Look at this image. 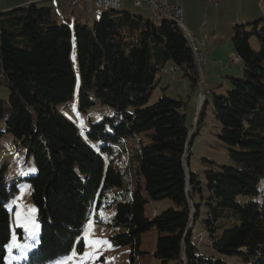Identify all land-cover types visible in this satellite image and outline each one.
<instances>
[{
    "label": "trees",
    "instance_id": "trees-1",
    "mask_svg": "<svg viewBox=\"0 0 264 264\" xmlns=\"http://www.w3.org/2000/svg\"><path fill=\"white\" fill-rule=\"evenodd\" d=\"M74 21V28L70 16L60 22L45 0L0 11V71L10 90L8 105L0 99V119L5 118L0 140L12 134L36 166L24 179L32 188L40 231L33 238L15 226L18 238L33 244L19 264H49L74 249L82 252L89 220L111 227L109 241L129 245L132 258L142 252V233L155 227L153 252L161 264H229L198 250L194 226L203 203L208 215L201 235L210 237L214 249L236 256V264H264V19L232 27L231 41L245 75L227 76L233 87L226 93L214 91L211 108L221 127L218 138L229 146L234 164L205 171L210 196L202 202L195 200L202 181L190 170L189 157L208 99L200 106L190 144L184 100L165 95L164 87L163 95L150 101L170 64L192 87L199 86L195 52L182 28L174 21L156 22L121 9L104 10L93 24ZM72 33L81 81L79 108L99 103L118 116L89 123L88 138L101 143L100 151L62 113L73 104L77 83ZM253 36L258 50L251 44ZM148 130L149 144L129 156L122 150L128 159L123 170L111 153L120 152L119 143L128 135ZM6 166H0V264H8V205L18 190L8 184ZM164 198L174 206L147 217L148 199ZM106 208L114 209L109 218L102 215ZM230 208L237 223L216 234L218 220Z\"/></svg>",
    "mask_w": 264,
    "mask_h": 264
},
{
    "label": "rangeland",
    "instance_id": "rangeland-1",
    "mask_svg": "<svg viewBox=\"0 0 264 264\" xmlns=\"http://www.w3.org/2000/svg\"><path fill=\"white\" fill-rule=\"evenodd\" d=\"M123 1H126L128 8H125L123 5ZM121 10H127L136 15H142L146 18H150L151 14L143 7L134 6V0H123ZM50 1H47L49 3ZM69 0H63L62 5H60V9H57L55 14L59 17L60 22L63 21V18H68L71 13H75L79 15V11L81 10H73V8L68 7ZM145 4V3H143ZM17 7V6H15ZM11 8H14L11 7ZM85 14L89 17L87 21L90 24H93L97 19L100 18L101 14L104 12L103 9L94 8V10L89 14L84 11ZM76 22L71 20V26L74 28ZM187 25V24H186ZM187 30L192 31L191 29ZM72 42H73V50L71 54V58L73 60V67L75 73L77 75V83L74 91L73 96V104H70L69 109H65L62 111L64 115L71 120L74 121V124L77 125L79 128L81 138L90 146L94 147L96 150H101V143L94 141L88 138V128L90 126L89 123L102 121L105 118H113L115 120L118 119L115 111L113 108L109 106H103L99 103L82 110L79 108L78 105V89L81 83L80 75H79V66L77 60V45H76V37L75 34L72 33ZM256 38L253 36L251 38V44L255 49H259V44ZM199 44V43H198ZM199 46V45H198ZM236 56V54H235ZM222 58L225 59L226 64H230L232 66L227 67L232 69L234 66H238L240 68V74L237 77L241 79L245 75V66L244 62H232L231 55L228 54L226 50H224L222 54ZM204 70L205 74L207 75L206 78L211 83L208 84L210 92L205 93L201 89L200 86L192 87L190 81L188 79L185 80L187 82V87L184 86L183 80H178L182 75V71H178L177 75H168L161 73L162 75V82L158 86L155 87L153 90L152 96L150 101L155 102L161 95H163V85L169 83V89L165 91V95L171 96L176 99H183L186 103V107L183 108V111L186 113V124L191 129L190 133L194 132L197 125V119L200 114V107L201 100H202V93L205 94V98L208 99L209 104L207 107V114L205 116L204 123L200 126L198 134L195 136L193 145L191 148V153L189 157V168L191 171L197 173L200 176L202 181V192L197 191L195 193V200L198 202H202V199L207 200L208 196H210V191L207 188V180H206V172L207 170L216 169L219 165H233V161L228 158V151L229 146L225 143L221 142L218 138L219 131L221 130L220 124L218 120L215 119L214 114L212 112V100H213V92H221L226 93L230 90L233 85L231 82L221 75H226L228 72L226 71H219L216 67L208 68L207 65L204 63ZM234 70V69H233ZM176 74V73H175ZM4 73L0 71V99L4 100L7 103L9 101L10 90L8 86L4 84ZM184 79V78H183ZM219 79V80H218ZM208 81V82H209ZM221 81L224 84L220 83ZM207 82V81H206ZM62 107V106H60ZM116 116V118H114ZM107 122V121H106ZM109 121L107 122V124ZM5 118L0 119V130H4L5 128ZM151 130L142 131L136 133L134 135H128L126 138L122 139L120 144V152L111 153V157L114 162L119 164V166L125 170L127 168V156L124 155L122 150L127 151V155L129 156L131 151H138L140 150L141 146L147 145L151 142ZM120 153V155H118ZM106 162L105 166L108 165V159L105 157ZM7 164V171H6V180L8 184L14 183L18 190L15 191L16 194L11 198L10 204L8 205L9 212H10V220L12 226V234L11 240L8 244H6L7 249V263L8 264H19L22 260V256L25 253V249L23 247L18 248L16 247L17 244L21 246H30L26 249V256L29 254V250L33 247L31 242L21 241L15 230V226H22L27 225L30 222L38 225L36 229V237L40 231V226L37 221L36 217V207L32 200V188L30 184L24 179L25 176L34 173L35 171V161L32 155L28 156L26 153V149L21 145L19 140H15V138L10 133H5L0 140V166ZM34 169V171H33ZM206 171V172H205ZM149 201L145 205V214L147 217L152 218L154 215L161 213V211L166 210L169 207L174 206V203L168 199H160V200H153L148 199ZM238 200H246L245 197H238ZM201 216L197 220L194 231L197 234V242L200 252L207 256H213L215 258H220L229 264H236L238 262V258L236 256L226 255L218 252L214 249L213 245L211 244L210 237L206 235H201V232L205 229L203 219L207 218L208 215V208L206 204H202L201 207ZM114 212L113 208H106L102 210V215L105 218H109L112 216ZM237 218L233 213V209H226V214L222 218H220L217 222V233L221 234L225 228L234 226L237 223ZM23 227V226H22ZM26 231L30 235H32V229L30 227H24ZM83 242H85V247L82 252L77 251L74 249L71 253L67 254L63 258H71L72 253H76L75 260L76 261H83L84 264H161V260L154 255V250L156 248V242L158 237V231L155 227L144 231L141 235L142 242L140 244V249L142 252L136 253L134 258L131 257V248L129 245H120L115 246L109 241V235L112 232L111 227L107 224L96 223L93 220H89L85 227L83 228ZM33 237V236H32ZM89 241H104L106 243L99 244V245H92L89 244ZM89 253L91 254V258L86 257L84 254ZM62 259V258H61ZM57 259L49 264H55ZM166 264H176L175 260H169Z\"/></svg>",
    "mask_w": 264,
    "mask_h": 264
},
{
    "label": "crops",
    "instance_id": "crops-1",
    "mask_svg": "<svg viewBox=\"0 0 264 264\" xmlns=\"http://www.w3.org/2000/svg\"><path fill=\"white\" fill-rule=\"evenodd\" d=\"M32 1L41 0H0V11ZM45 1H50L49 4L53 7L54 12L56 11V7L57 9L61 8L60 5L63 2V0ZM169 2L182 7L187 27L194 32L199 43V50L205 55V65L208 68L213 66L219 71L228 72L226 75H221L220 79L223 77L227 78L229 75L238 76L240 74V68L238 66H234L232 69L227 68L232 65L225 63L226 58L223 59L222 54L226 50L231 55L232 62H240L233 61L236 52L231 41L234 33V28L232 27L235 24L264 19V0H219L217 4L209 3V0H169ZM66 3L70 8L69 2ZM123 3H125L123 6L128 8L126 1H123ZM134 6L136 5L134 4ZM137 7H143L150 13L146 4ZM79 12V15L78 13L76 15V19L90 23L87 21L89 17L85 14L84 10ZM170 66H174V64H170ZM178 71L181 70L177 68L176 74L170 72L163 73L175 76L178 74ZM180 76L177 79L183 80L184 86L187 87V82H185L187 78L185 79L183 77V73ZM205 77H207L206 74ZM207 79L205 81L210 84L211 82ZM160 82H162V75L158 83L161 84ZM220 83L224 84L223 81ZM162 87H165V91H167L169 89V83Z\"/></svg>",
    "mask_w": 264,
    "mask_h": 264
},
{
    "label": "built area",
    "instance_id": "built-area-1",
    "mask_svg": "<svg viewBox=\"0 0 264 264\" xmlns=\"http://www.w3.org/2000/svg\"><path fill=\"white\" fill-rule=\"evenodd\" d=\"M123 0H69V4L73 10H84L91 13L94 8H100L106 11L119 10L122 7ZM219 0H209V3L217 4ZM145 3L150 11L151 19L156 22L170 20L176 22L183 30L188 43L195 52L196 61L199 67V86L205 93H209V86L207 84L204 70L205 55L201 53L198 47V41L193 31L187 30L185 22V14L181 6L169 2V0H134L136 6ZM76 14H70V20H74ZM233 61H240L239 56H235ZM177 67L171 66L165 69V72L175 73ZM205 94L202 93L201 105L204 103Z\"/></svg>",
    "mask_w": 264,
    "mask_h": 264
},
{
    "label": "snow or ice",
    "instance_id": "snow-or-ice-1",
    "mask_svg": "<svg viewBox=\"0 0 264 264\" xmlns=\"http://www.w3.org/2000/svg\"><path fill=\"white\" fill-rule=\"evenodd\" d=\"M33 171H34V169H33ZM22 226L23 227H30L32 229L31 234H32L33 238L36 237V229H37L38 225L30 222L29 224L22 225ZM103 243H106V242H104V241H89V244H92V245H99V244H103ZM16 247H18V248L23 247L25 249V253L22 256V258H26V249H27V247H30V246H21V245L17 244ZM84 255L88 258H91V254H89V253H85ZM75 256H76V253H72L71 258H62V259L56 261L55 264H84L83 261H76Z\"/></svg>",
    "mask_w": 264,
    "mask_h": 264
},
{
    "label": "water",
    "instance_id": "water-1",
    "mask_svg": "<svg viewBox=\"0 0 264 264\" xmlns=\"http://www.w3.org/2000/svg\"><path fill=\"white\" fill-rule=\"evenodd\" d=\"M200 107V106H199ZM201 108V107H200ZM192 134L189 136V139H188V144H190V142H191V139H192ZM187 156V154H185V157ZM186 167H187V169H188V165L186 164ZM190 224V226H192L193 224H194V219H192V221H191V223H189Z\"/></svg>",
    "mask_w": 264,
    "mask_h": 264
}]
</instances>
